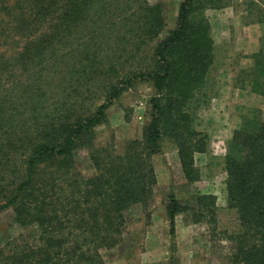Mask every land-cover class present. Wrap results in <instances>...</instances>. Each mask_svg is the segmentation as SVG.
<instances>
[{
  "label": "trees",
  "instance_id": "1",
  "mask_svg": "<svg viewBox=\"0 0 264 264\" xmlns=\"http://www.w3.org/2000/svg\"><path fill=\"white\" fill-rule=\"evenodd\" d=\"M261 6L255 5L264 22ZM204 7L183 0L175 28L160 39L163 7L149 0H0V213L13 209L19 226L41 230L37 246L18 247L0 264H105L100 250L121 242L124 209L149 200L150 157L163 138L176 145L185 180L198 181L194 155L206 151L207 140L187 108L213 62ZM259 54L251 86L263 94ZM137 81L153 85L150 120L140 141L105 163L93 149V129ZM52 90L62 95L44 107ZM260 113L248 109L226 144L227 207L238 221L235 231H224L234 246L229 264H264ZM79 148L90 150L98 171L92 178L75 171ZM192 199L197 209L169 196L171 238L180 212L193 209L195 222L213 213L212 197ZM206 222L214 234L215 215Z\"/></svg>",
  "mask_w": 264,
  "mask_h": 264
},
{
  "label": "rangeland",
  "instance_id": "2",
  "mask_svg": "<svg viewBox=\"0 0 264 264\" xmlns=\"http://www.w3.org/2000/svg\"><path fill=\"white\" fill-rule=\"evenodd\" d=\"M149 1L161 3L163 7L165 28L161 39L175 28L178 8L183 0ZM197 1L205 5L203 16L213 42V62L206 82L187 108L195 130L202 132L207 140L206 151L194 155L199 179L193 183L185 180L176 145L163 138L158 150L150 157L155 182L149 200L131 203L124 209L121 242L111 249L100 250L105 264H229L227 257L234 246L225 238L224 231H235L238 221L234 210L227 207L224 156L228 140L241 125L248 109H258L264 121V93H254L251 86L255 62L260 59L258 50L264 58V22L258 21L255 7L261 6L264 0ZM258 64L264 68V61ZM65 67L69 68L68 63ZM60 76L63 77V72ZM154 93L150 82L133 83L109 107L106 122L93 129V149L97 150L98 156L102 153L105 163L108 159L123 157L131 142L142 139L150 120V100ZM60 95L61 92L52 90L44 107ZM100 99L94 101L95 105L103 102ZM74 154L72 158L77 173L84 178L98 174L89 149L79 148ZM172 194L180 204H189L193 209H197L195 200H191L194 196L212 197L216 232L213 234V226L206 222L212 214L205 212L206 220L195 222L192 218L194 210L188 209L175 216V235L171 238L166 211ZM40 232L35 223L19 226L13 209L2 211L0 261L18 247L37 246Z\"/></svg>",
  "mask_w": 264,
  "mask_h": 264
}]
</instances>
